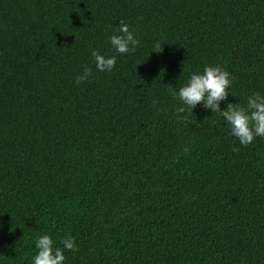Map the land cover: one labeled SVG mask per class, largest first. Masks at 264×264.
Wrapping results in <instances>:
<instances>
[{
	"label": "trees",
	"instance_id": "trees-1",
	"mask_svg": "<svg viewBox=\"0 0 264 264\" xmlns=\"http://www.w3.org/2000/svg\"><path fill=\"white\" fill-rule=\"evenodd\" d=\"M205 65L221 108L264 95V0H0V264L45 233L64 264H264V138L172 95Z\"/></svg>",
	"mask_w": 264,
	"mask_h": 264
},
{
	"label": "clouds",
	"instance_id": "clouds-1",
	"mask_svg": "<svg viewBox=\"0 0 264 264\" xmlns=\"http://www.w3.org/2000/svg\"><path fill=\"white\" fill-rule=\"evenodd\" d=\"M139 41L134 30H130L128 24L119 22L115 34L109 36V44L114 53L125 55L135 52ZM158 47V46H157ZM91 57L98 72H111L116 65V56H105L93 49ZM91 75V70L85 67L82 73L74 78V83L80 84ZM230 73L220 65H205L202 71L191 73L183 86L172 90V95L177 99L181 107L180 113L191 112L200 104L204 109L217 114L228 125L229 134L238 139L241 146H248L255 137L264 138V95L253 92L247 97L245 106H234L228 103L221 108V102L225 101L231 86ZM235 150V149H234ZM63 250H76V244L72 237L61 240ZM35 252L31 257V264H64V251L60 247H54L53 239L47 234H42L34 240ZM2 254V253H0Z\"/></svg>",
	"mask_w": 264,
	"mask_h": 264
}]
</instances>
